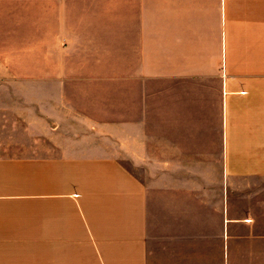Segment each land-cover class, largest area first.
Returning a JSON list of instances; mask_svg holds the SVG:
<instances>
[{
	"label": "crops",
	"instance_id": "crops-1",
	"mask_svg": "<svg viewBox=\"0 0 264 264\" xmlns=\"http://www.w3.org/2000/svg\"><path fill=\"white\" fill-rule=\"evenodd\" d=\"M0 12V264H148L151 196L122 157L206 155L209 199L163 160L168 264H264V0Z\"/></svg>",
	"mask_w": 264,
	"mask_h": 264
},
{
	"label": "rangeland",
	"instance_id": "rangeland-1",
	"mask_svg": "<svg viewBox=\"0 0 264 264\" xmlns=\"http://www.w3.org/2000/svg\"><path fill=\"white\" fill-rule=\"evenodd\" d=\"M5 19L3 17V13L0 12V25L2 20ZM3 28L0 27V35L2 34ZM218 157L216 156H175V157H162V156H138V157H122L123 164L129 168L137 177L141 179V181L148 185V190L151 196V199H148V218H147V228L149 239L147 242V255H148V264H168L167 262V253L169 250V239L164 236V232H167V220L165 218L163 212V202L164 199L162 196L161 188V177L163 171V162L165 161L167 169L168 161H171V164H174L173 167L175 169H179L180 173L173 172L172 174L175 177V182L177 176H180L181 185L189 191L193 193V188L195 185V176L196 178L199 175L205 176V180L207 181L206 188H203V197L209 199L208 195L209 190V182L208 177L210 174V164H217ZM164 160V161H163ZM154 165V172L147 171V166L152 168ZM194 165H197L198 169L202 170L201 173L195 172L193 170ZM164 169V170H165ZM175 170V171H176ZM206 191V195L204 194ZM192 197V195H190ZM181 197H185V199H192L185 193L182 194ZM233 198L235 199V212L241 214L244 208L247 206V202L243 200L241 197V192L239 190H235L233 194ZM189 201V202H188ZM185 214H181L180 226L183 230H193V213H194V204L192 200H187L185 205ZM177 218L175 219V223L177 224ZM191 237L183 236L180 237V241L184 243ZM187 245L182 244L180 247L181 253L184 254ZM171 251V249H170ZM175 253L177 252V246L173 250ZM181 264H185L184 259Z\"/></svg>",
	"mask_w": 264,
	"mask_h": 264
}]
</instances>
